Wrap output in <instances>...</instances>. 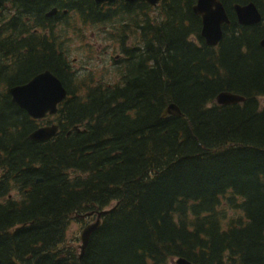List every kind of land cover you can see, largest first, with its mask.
Here are the masks:
<instances>
[{
    "label": "trees",
    "instance_id": "16d2710c",
    "mask_svg": "<svg viewBox=\"0 0 264 264\" xmlns=\"http://www.w3.org/2000/svg\"><path fill=\"white\" fill-rule=\"evenodd\" d=\"M220 1L230 25L209 47L196 0H0V264H264V0ZM248 3L257 26L236 21ZM75 21L115 35L118 80L71 67ZM46 70L68 95L32 142L8 89ZM222 91L246 100L218 106ZM170 103L182 117L161 118ZM105 210L79 258L68 225Z\"/></svg>",
    "mask_w": 264,
    "mask_h": 264
},
{
    "label": "water",
    "instance_id": "95a60500",
    "mask_svg": "<svg viewBox=\"0 0 264 264\" xmlns=\"http://www.w3.org/2000/svg\"><path fill=\"white\" fill-rule=\"evenodd\" d=\"M97 5L111 3L116 0H93ZM126 3H133L138 0H122ZM153 8L157 7L160 0H141ZM57 12V9L51 10L46 16L51 17ZM192 12L200 17L201 28L200 36L204 43L209 47H216L222 37V27L230 25L227 12L220 0H196L192 7ZM233 12L236 21L241 26H256L261 22V14L253 3L245 5H234ZM260 46L264 47V37L260 41ZM11 102L23 110L30 118L40 121L45 116H54L57 114L58 106L67 96V91L60 80L50 71L46 70L34 76L27 83L16 85L8 89ZM245 98L228 91H222L217 94L214 103L218 106H232L243 104ZM182 117L180 109L176 104H168L162 112V119L167 117ZM77 130L78 127H75ZM58 132V126L52 124L35 129L28 139L32 142H44L52 139ZM36 182H41L37 179ZM109 210L97 212L93 223L85 226L80 233L79 250L81 258L85 247L87 246L91 235L99 228L100 218L106 215ZM92 213L85 214L84 217H90ZM173 264H191L188 261L178 258Z\"/></svg>",
    "mask_w": 264,
    "mask_h": 264
},
{
    "label": "rangeland",
    "instance_id": "374dc122",
    "mask_svg": "<svg viewBox=\"0 0 264 264\" xmlns=\"http://www.w3.org/2000/svg\"><path fill=\"white\" fill-rule=\"evenodd\" d=\"M73 27L74 31L69 32L66 35V40H64L66 56L71 63V67L80 76L87 74L92 69L96 82L100 79L103 80L105 76L111 82L114 79L115 81L118 80L110 74L104 73L105 70L112 71L114 68L110 57L114 58V56L120 54L118 43L113 42L109 38V36L115 35L102 26L82 25L79 21H75ZM221 212L225 217V223L235 220L241 214L228 206L227 203L221 207ZM93 219H86L84 221L78 218L71 220L66 231L67 243L79 247L81 244L80 233Z\"/></svg>",
    "mask_w": 264,
    "mask_h": 264
},
{
    "label": "flooded vegetation",
    "instance_id": "af4514ba",
    "mask_svg": "<svg viewBox=\"0 0 264 264\" xmlns=\"http://www.w3.org/2000/svg\"><path fill=\"white\" fill-rule=\"evenodd\" d=\"M115 43H116V42H115ZM135 45H136V44H135ZM110 59L112 60L111 62L113 63V65H115L117 62L120 61V59L122 60L123 58H122V55H121V53H120V54L114 56V58H111V57H110Z\"/></svg>",
    "mask_w": 264,
    "mask_h": 264
},
{
    "label": "bare ground",
    "instance_id": "6f19581e",
    "mask_svg": "<svg viewBox=\"0 0 264 264\" xmlns=\"http://www.w3.org/2000/svg\"><path fill=\"white\" fill-rule=\"evenodd\" d=\"M224 27V26H223ZM223 27H222V33H223ZM246 100V99H245ZM245 102V101H244ZM104 216V215H103ZM102 217V216H101ZM88 218V217H87ZM93 223V221L91 222ZM100 223H101V218H100ZM90 224V223H89Z\"/></svg>",
    "mask_w": 264,
    "mask_h": 264
}]
</instances>
